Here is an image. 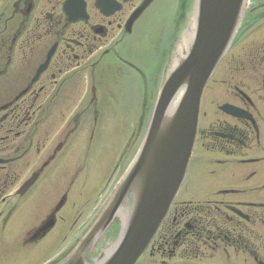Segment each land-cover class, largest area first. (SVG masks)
Masks as SVG:
<instances>
[{
    "label": "flooded vegetation",
    "instance_id": "1",
    "mask_svg": "<svg viewBox=\"0 0 264 264\" xmlns=\"http://www.w3.org/2000/svg\"><path fill=\"white\" fill-rule=\"evenodd\" d=\"M145 1L0 0L2 258L63 259L39 263L60 234L67 238L77 215L70 196L85 168L71 171L65 159L87 112L85 78L148 28L154 8L173 4L154 0L130 24ZM50 221L53 227L41 232ZM120 230L113 223L95 245ZM136 264H264V0H248L203 91L185 180Z\"/></svg>",
    "mask_w": 264,
    "mask_h": 264
},
{
    "label": "water",
    "instance_id": "2",
    "mask_svg": "<svg viewBox=\"0 0 264 264\" xmlns=\"http://www.w3.org/2000/svg\"><path fill=\"white\" fill-rule=\"evenodd\" d=\"M153 1L146 0L130 24ZM247 3L194 1L191 24L173 58L137 155L94 224L58 264H136L146 251L185 180L202 93L230 48ZM116 219L121 224L117 240L106 237L105 243L95 246ZM52 227L50 221L41 232ZM94 246L97 258L92 257Z\"/></svg>",
    "mask_w": 264,
    "mask_h": 264
},
{
    "label": "rangeland",
    "instance_id": "3",
    "mask_svg": "<svg viewBox=\"0 0 264 264\" xmlns=\"http://www.w3.org/2000/svg\"><path fill=\"white\" fill-rule=\"evenodd\" d=\"M193 1L173 0L172 6L167 2L162 8H154L148 16V28H139L136 36L115 51L114 58H105L94 69L93 77L89 73L85 78L87 112L82 128L73 133L65 159L71 171L82 165L85 168L79 176L81 186L73 188L69 203L73 215L80 213L81 218L76 223V215L69 222L68 226L73 224L70 234L65 239L60 234L55 251L41 254L39 263L64 258L75 248L107 203L119 175L133 160L181 37L190 25L192 12H187V7ZM30 208L25 209V216ZM3 256L0 254V264L22 260L19 254Z\"/></svg>",
    "mask_w": 264,
    "mask_h": 264
},
{
    "label": "bare ground",
    "instance_id": "4",
    "mask_svg": "<svg viewBox=\"0 0 264 264\" xmlns=\"http://www.w3.org/2000/svg\"><path fill=\"white\" fill-rule=\"evenodd\" d=\"M184 36H185V35H183V36L181 37V41L183 40ZM181 41H180V43H181ZM179 45H180V44H179Z\"/></svg>",
    "mask_w": 264,
    "mask_h": 264
}]
</instances>
